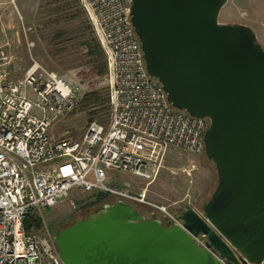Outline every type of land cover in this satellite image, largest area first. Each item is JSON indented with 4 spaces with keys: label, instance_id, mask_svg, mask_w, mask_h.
<instances>
[{
    "label": "water",
    "instance_id": "obj_1",
    "mask_svg": "<svg viewBox=\"0 0 264 264\" xmlns=\"http://www.w3.org/2000/svg\"><path fill=\"white\" fill-rule=\"evenodd\" d=\"M227 1L130 7L148 75L173 107L208 119L204 154L217 181L200 208L206 221L188 207L174 215L181 225L164 224L119 197L57 230L64 264H223L194 241L199 233L228 264L238 263L233 249L264 264V45L251 26L219 21Z\"/></svg>",
    "mask_w": 264,
    "mask_h": 264
},
{
    "label": "built area",
    "instance_id": "obj_2",
    "mask_svg": "<svg viewBox=\"0 0 264 264\" xmlns=\"http://www.w3.org/2000/svg\"><path fill=\"white\" fill-rule=\"evenodd\" d=\"M78 1L104 54L109 121L90 122L79 138L52 133L76 107L79 87L36 61L15 79L9 57L0 51V264H64L53 235L27 230L24 222L73 189L153 206L146 190L165 156L204 153L208 119L173 107L161 83L148 75L131 23V0ZM111 169L141 178L146 187L131 192L109 186ZM157 208L181 225L164 206ZM191 208L206 221L199 209ZM192 236L228 264L206 234ZM233 252L237 264H252Z\"/></svg>",
    "mask_w": 264,
    "mask_h": 264
},
{
    "label": "rangeland",
    "instance_id": "obj_3",
    "mask_svg": "<svg viewBox=\"0 0 264 264\" xmlns=\"http://www.w3.org/2000/svg\"><path fill=\"white\" fill-rule=\"evenodd\" d=\"M224 23H243L251 26L259 43L264 45V0H228L219 17ZM95 39L86 15L78 0H0V51L10 59L8 68L15 79L34 61L56 72L71 85L79 87L76 107L56 126L52 133L79 138L90 122L106 125L109 110L92 103L96 91L107 94L105 76L91 73V57L84 43ZM97 43V41H95ZM92 43V42H91ZM93 87V89H89ZM85 97L91 98L85 101ZM107 184L117 189L139 192L145 182L134 175L111 169ZM216 170L204 153H168L156 178L147 186L146 198L156 208L158 218L167 217L157 208L163 206L174 215L184 203L200 205L210 196L216 184ZM95 192L77 193L73 189L67 198L41 213L31 214L41 219L38 231L48 230L54 235L58 229L74 222L87 205L93 204ZM73 202V204H72ZM157 205V206H156Z\"/></svg>",
    "mask_w": 264,
    "mask_h": 264
},
{
    "label": "trees",
    "instance_id": "obj_4",
    "mask_svg": "<svg viewBox=\"0 0 264 264\" xmlns=\"http://www.w3.org/2000/svg\"><path fill=\"white\" fill-rule=\"evenodd\" d=\"M91 32H92V30H91ZM95 41H96V39H93L91 41L92 43L90 41H88L87 43H84L86 45L87 50H88L87 55L91 57V59H90L91 66H92L91 67V73L94 76H100V77L105 76L107 78V70H106V62H105L104 54H103L99 44L96 43ZM89 89H93V87L90 86ZM107 91H108V89H107ZM87 95H93V98L91 99L90 97L89 98L85 97L84 98L85 101H90V99H91L92 100L91 102L94 103L96 106H105L108 109V92L106 94V97L105 96L100 97L98 95V93L96 91H93V90H92V92L86 93V96ZM118 198H119L118 196L111 195V194L97 193L95 195V200L93 203H95V202L113 203ZM208 198L209 197H207V199ZM207 199L204 201V203L207 201ZM128 202H130L138 211H140L143 214H146L148 211L155 212V209H156L152 206L137 203L134 201H128ZM203 204L200 205V208L202 207ZM86 207H91V204L87 205ZM86 207H82V208H84L83 211L85 210ZM78 217L84 218L85 216H83L82 212H81V215L79 214ZM70 224H68V225H70ZM24 225H25V228L27 230H30L33 226H35L37 228L41 225V219L35 215L29 214L28 217L25 219Z\"/></svg>",
    "mask_w": 264,
    "mask_h": 264
},
{
    "label": "flooded vegetation",
    "instance_id": "obj_5",
    "mask_svg": "<svg viewBox=\"0 0 264 264\" xmlns=\"http://www.w3.org/2000/svg\"><path fill=\"white\" fill-rule=\"evenodd\" d=\"M105 203H107V202H95V203L91 204V207H86L85 210L82 211V215H83V216H87V215H89L90 213L96 211V210L99 208V206H101V205H103V204H105ZM195 204L197 205L196 202H193V203H192V201H188L187 203L185 202V203H184V207H183V209L188 208V207H194ZM183 209L181 208V210H183ZM181 210H176V212L174 213V215H175V216L179 215V212H180ZM152 213H153L152 211H148V212H147L146 214H144V215H145L146 217H150ZM161 220H162V219H161ZM162 222H164V224H167V223L170 222V220H169V218L164 217L163 220H162Z\"/></svg>",
    "mask_w": 264,
    "mask_h": 264
},
{
    "label": "crops",
    "instance_id": "obj_6",
    "mask_svg": "<svg viewBox=\"0 0 264 264\" xmlns=\"http://www.w3.org/2000/svg\"><path fill=\"white\" fill-rule=\"evenodd\" d=\"M256 31V30H255ZM146 192H147V190H146ZM157 206V205H156ZM164 206V205H163Z\"/></svg>",
    "mask_w": 264,
    "mask_h": 264
}]
</instances>
